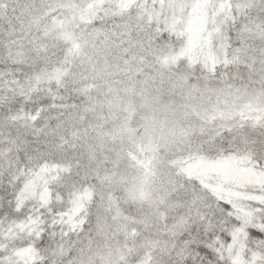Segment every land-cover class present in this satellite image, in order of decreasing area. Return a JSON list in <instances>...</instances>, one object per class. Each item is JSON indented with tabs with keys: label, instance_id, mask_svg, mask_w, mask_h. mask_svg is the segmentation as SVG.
Masks as SVG:
<instances>
[{
	"label": "snow or ice",
	"instance_id": "1",
	"mask_svg": "<svg viewBox=\"0 0 264 264\" xmlns=\"http://www.w3.org/2000/svg\"><path fill=\"white\" fill-rule=\"evenodd\" d=\"M0 264H264V0H0Z\"/></svg>",
	"mask_w": 264,
	"mask_h": 264
}]
</instances>
